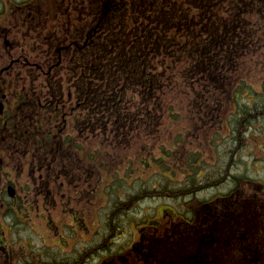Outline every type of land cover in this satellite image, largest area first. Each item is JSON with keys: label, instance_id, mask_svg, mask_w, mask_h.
Segmentation results:
<instances>
[{"label": "rangeland", "instance_id": "374dc122", "mask_svg": "<svg viewBox=\"0 0 264 264\" xmlns=\"http://www.w3.org/2000/svg\"><path fill=\"white\" fill-rule=\"evenodd\" d=\"M32 4L33 16L18 10H30ZM90 5L88 0H0V83L10 97L9 111L18 104L25 86L27 94L32 91L34 109L54 91L62 96L57 100L58 119L48 114L43 125L29 121L26 136L19 141L8 138L0 150V178L4 175L0 179V231L6 239L0 264H102L112 256L141 264L139 251L132 253L131 244L139 245L142 235L156 233L154 223L161 222L165 231L179 220L200 222L204 212L199 216L196 208L213 201L220 210L240 212L242 218L248 211L253 225L247 227L264 233V189H260L264 187V117L241 120L240 129L235 122L241 136L233 142L237 132L230 129L231 113L237 105L227 103V96L212 94L208 116H204L206 112L195 110L197 103L177 81L160 94L169 111L159 128L147 115L139 130L133 131V142L116 146L106 142L100 131L90 132L87 139L76 134L75 126L83 115L76 111L72 79L67 78L68 53L54 48L65 42L71 51L76 43H84L92 22ZM251 24L262 34V46L240 58L237 69L262 91L264 16L252 19ZM168 52L160 65H183L173 63L177 52L171 57ZM13 57H22L17 63L37 61L38 65H17L2 73ZM47 74L56 76L48 80ZM127 84L122 94L132 98L133 85ZM256 98L264 99V94ZM140 101L138 97L132 106L139 108ZM219 105L227 109L221 121L212 116L219 114ZM54 120L59 121L55 128ZM59 129L64 131L65 143L73 145H67L64 157L53 148L48 152L39 138L40 133L44 139ZM169 149L174 153L163 165H151L152 158L169 154ZM193 151L198 152V167L186 161H194ZM159 172L175 180L170 182Z\"/></svg>", "mask_w": 264, "mask_h": 264}, {"label": "trees", "instance_id": "16d2710c", "mask_svg": "<svg viewBox=\"0 0 264 264\" xmlns=\"http://www.w3.org/2000/svg\"><path fill=\"white\" fill-rule=\"evenodd\" d=\"M130 1L128 8L134 17L130 30L124 33L127 27L121 30L118 25L120 34L114 40L112 34H107L105 51L95 46L87 48L92 54L102 52L100 58L93 56L87 65H71L72 74H78L75 87L84 100L78 101L83 115L79 125L88 133H104L105 141L111 145L125 146L134 141L132 133L147 115L159 128L169 111L160 94L180 81L181 88L184 85L197 103L195 110L206 112L204 116H208L214 93L227 96V103L237 105V111L231 113L234 122L230 129L237 132L233 142H238L241 135L234 128L235 122L240 129L241 120L264 117V99L256 98L264 90H256L237 69L240 58L255 54L262 46V34L256 32L251 20L264 16V0ZM98 8L101 18L114 27L115 16L121 14L123 6L110 1L100 5L97 0ZM166 51H171L167 53L170 57L177 52L173 63L183 65H160ZM181 54L183 58H179ZM126 83L133 85L132 98L122 94L128 88ZM138 97L139 108L132 106ZM225 110L219 105V114L212 116L221 121ZM169 150L167 155L152 158L151 165H163L174 153ZM193 152L195 162L192 158L186 161L197 166L198 152ZM166 172L159 174L174 181ZM215 204L198 205L196 214L204 212L200 222L180 221L162 233H148L146 238L142 235L140 246L135 244L131 252L139 251L141 264H264V233L247 227L253 225L252 216H246L248 211L242 218L240 212L220 210ZM245 220L249 224H242Z\"/></svg>", "mask_w": 264, "mask_h": 264}, {"label": "flooded vegetation", "instance_id": "af4514ba", "mask_svg": "<svg viewBox=\"0 0 264 264\" xmlns=\"http://www.w3.org/2000/svg\"><path fill=\"white\" fill-rule=\"evenodd\" d=\"M14 6L18 7V5L16 6V3L14 4ZM31 6H32V8H30L31 11L28 9H24V8H21V9L19 8L18 10L21 11L23 15H28L30 13L31 16H33L35 14L32 11V9H34L33 4ZM0 36H3V35L0 34ZM54 50L60 51V49L58 48H54ZM18 58L22 59V57L11 58L10 64L7 66L5 65L2 68L3 70L2 73L11 71L17 65H38L37 61H30V62L22 61V64L20 62L19 63L14 62ZM32 58H35V57L32 56ZM7 84H8V81H7ZM27 90L28 88L25 86L21 91L20 100H17L18 104H16V106L9 111L8 101L10 100L9 99L10 97L8 93L5 91V89L2 88V82L0 83V150L3 149V144L5 143V141L8 140V138L11 139L12 137H14V140L17 139L19 141L20 139L26 136V133L29 132V129H30L29 125L23 124V120H25L28 117L34 118L35 116L34 113H35V110L37 113L38 106L35 109L33 108L34 106L33 99H32L33 96L27 94L26 93ZM9 116H10V119H9ZM7 117H8V120H10L11 122L9 121L7 122L6 120ZM4 134L7 136L6 139H5ZM0 174H2L1 167H0ZM3 177L4 175H1L0 179H3ZM0 190H2L1 186H0ZM0 232L2 234V231Z\"/></svg>", "mask_w": 264, "mask_h": 264}]
</instances>
